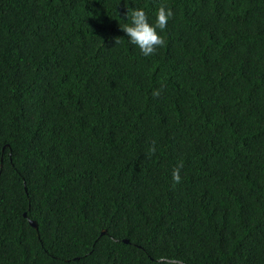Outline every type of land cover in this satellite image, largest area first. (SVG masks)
<instances>
[{"label":"trees","instance_id":"16d2710c","mask_svg":"<svg viewBox=\"0 0 264 264\" xmlns=\"http://www.w3.org/2000/svg\"><path fill=\"white\" fill-rule=\"evenodd\" d=\"M0 264H264V0H0Z\"/></svg>","mask_w":264,"mask_h":264},{"label":"clouds","instance_id":"9594fccd","mask_svg":"<svg viewBox=\"0 0 264 264\" xmlns=\"http://www.w3.org/2000/svg\"><path fill=\"white\" fill-rule=\"evenodd\" d=\"M129 15L130 23L126 22L121 27V30L127 37L128 43L138 48L144 57L154 55L157 49L163 47L165 44L164 37L160 33L164 32L168 21L173 17L172 9L161 6L156 12L154 24L149 23L148 13L144 8H134L130 13L127 12L126 21L129 19ZM152 95L154 97L159 96V90L153 91ZM149 151L151 153L157 151L155 142L152 143ZM172 180L176 184L181 182L180 168L173 170ZM161 259L166 260L167 257H162Z\"/></svg>","mask_w":264,"mask_h":264},{"label":"water","instance_id":"95a60500","mask_svg":"<svg viewBox=\"0 0 264 264\" xmlns=\"http://www.w3.org/2000/svg\"><path fill=\"white\" fill-rule=\"evenodd\" d=\"M24 216H26V215H24ZM29 224H30V226L33 227L34 229H36V230L38 229V228H37V224H36L34 221L29 220ZM105 234H106V231H102V232H101V235H105ZM124 243H127V241L125 240Z\"/></svg>","mask_w":264,"mask_h":264}]
</instances>
